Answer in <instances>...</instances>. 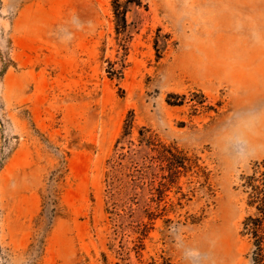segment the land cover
I'll return each mask as SVG.
<instances>
[{
    "label": "rangeland",
    "instance_id": "374dc122",
    "mask_svg": "<svg viewBox=\"0 0 264 264\" xmlns=\"http://www.w3.org/2000/svg\"><path fill=\"white\" fill-rule=\"evenodd\" d=\"M263 80L264 0H0V264H253Z\"/></svg>",
    "mask_w": 264,
    "mask_h": 264
},
{
    "label": "trees",
    "instance_id": "16d2710c",
    "mask_svg": "<svg viewBox=\"0 0 264 264\" xmlns=\"http://www.w3.org/2000/svg\"><path fill=\"white\" fill-rule=\"evenodd\" d=\"M125 123V130L129 128ZM243 187L247 194L246 203L253 208V213L242 221V233L251 241V259L253 264H264V159L259 168L243 177Z\"/></svg>",
    "mask_w": 264,
    "mask_h": 264
},
{
    "label": "bare ground",
    "instance_id": "6f19581e",
    "mask_svg": "<svg viewBox=\"0 0 264 264\" xmlns=\"http://www.w3.org/2000/svg\"><path fill=\"white\" fill-rule=\"evenodd\" d=\"M238 56L242 59L239 60ZM226 58L227 60L222 65V73L226 81L238 91L249 94L257 92L259 86L257 80H260L257 68L247 64L242 52L239 54L229 52ZM261 83L264 84V80Z\"/></svg>",
    "mask_w": 264,
    "mask_h": 264
}]
</instances>
